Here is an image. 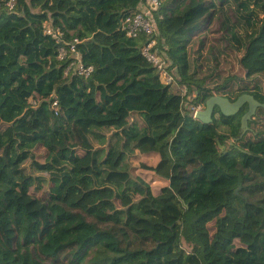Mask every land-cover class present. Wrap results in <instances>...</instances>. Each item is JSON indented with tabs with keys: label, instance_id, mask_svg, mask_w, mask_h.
Masks as SVG:
<instances>
[{
	"label": "trees",
	"instance_id": "obj_1",
	"mask_svg": "<svg viewBox=\"0 0 264 264\" xmlns=\"http://www.w3.org/2000/svg\"><path fill=\"white\" fill-rule=\"evenodd\" d=\"M8 1L0 264H264V108L245 135L235 118L218 113L227 135L193 110L214 94L264 105V0H161L153 51L169 59L172 85L143 55L150 37L122 27L144 0H15L11 12ZM233 4L244 35L221 16ZM47 22L60 42L44 33ZM209 34L222 66L206 79ZM68 44L94 68L89 77L74 59L59 61ZM136 152L159 157L144 166L168 181L159 195L132 173Z\"/></svg>",
	"mask_w": 264,
	"mask_h": 264
},
{
	"label": "built area",
	"instance_id": "obj_2",
	"mask_svg": "<svg viewBox=\"0 0 264 264\" xmlns=\"http://www.w3.org/2000/svg\"><path fill=\"white\" fill-rule=\"evenodd\" d=\"M161 0H144L141 3L140 10L133 16L128 17L124 20L122 27L126 31L127 36L131 38H137L139 35L144 34L150 37L147 46L143 50V55L146 59L157 69L161 74L162 80L165 84L172 85L175 83V77L169 73L168 68L170 66V61L166 54H159L158 51H153L157 45L156 36L158 35L157 23L153 17V13L159 8ZM7 9L11 12L15 7V0H10L6 2ZM44 33L60 42V33L56 31L50 23L44 24ZM78 41H75V44ZM75 44H68L66 47L59 48L58 59L59 61H65L69 58L74 59L75 63L71 65L75 67L77 73L84 77H89L94 68L91 66H85L81 62V56L76 50ZM70 70V68L68 69ZM54 106H57V101L54 102ZM203 106H197L193 108L194 116ZM237 121L240 117L237 116Z\"/></svg>",
	"mask_w": 264,
	"mask_h": 264
},
{
	"label": "rangeland",
	"instance_id": "obj_3",
	"mask_svg": "<svg viewBox=\"0 0 264 264\" xmlns=\"http://www.w3.org/2000/svg\"><path fill=\"white\" fill-rule=\"evenodd\" d=\"M236 8H237L236 4L235 5L233 4V7L231 6V8H227V9L222 8L223 10H222L221 16L229 26L234 28L233 30H235V33L238 32L239 34L242 33V35H244L243 32H244L245 27L243 26L244 25L242 23L243 21L239 18V14H238ZM246 17L247 16L244 15L245 19H246ZM221 20L222 19L217 16L215 21H213V25H212V31L213 32L218 31L220 29L219 23L221 22ZM215 41H216L215 37L211 36L210 34L206 38V46H205V50L203 52L204 53L203 58H204L205 67H204L203 72L200 74L201 78L211 79L209 77H211V73H212V71L215 70V67H216V69L218 67V70H219V68L221 70L222 58L220 56V52L216 46ZM242 55H243V53L238 52L236 58L239 59ZM231 61L234 62L235 59H231ZM208 81L210 82L211 80H208ZM185 106H187V107L190 106L189 101L185 102ZM247 109H248V107H245L244 111H247ZM242 113H243V111H242ZM214 116L217 117V119L219 118V114L217 113V110H215ZM218 130H219V132H221L223 134L229 135V133H230V130L228 128H226V130L223 128H220ZM237 146H240V144H238ZM40 155H42V154H40ZM153 156L155 157V155H148L147 156V155L140 154L139 152H136V154H134L133 156H130L128 158L127 163H129L130 166L132 167V173L135 176L143 178L147 183H149L151 185V188H152V191L154 192V194L159 195L161 193L160 190L162 188H164L165 186H168L169 183H166V180L160 178L154 172L144 168V166L155 167L158 164L157 159L155 160L153 158ZM230 156L235 157L238 160L241 159V156H239L237 153L231 154ZM156 157H158V156H156ZM38 160L40 162H43V158L41 156L39 157ZM47 187H48V184L45 185V190L47 189ZM209 228H210V232L213 233L214 223H211V225H209ZM184 248L187 252H191V248H189L188 246H184Z\"/></svg>",
	"mask_w": 264,
	"mask_h": 264
},
{
	"label": "water",
	"instance_id": "obj_4",
	"mask_svg": "<svg viewBox=\"0 0 264 264\" xmlns=\"http://www.w3.org/2000/svg\"><path fill=\"white\" fill-rule=\"evenodd\" d=\"M246 105L248 106V109L240 119L242 135H245L249 131V123L256 115L258 109L264 108V105L250 94L241 95L234 102L228 97L214 95L206 101L204 109L196 113L195 118L203 124H212L214 122L213 116L215 110H217V113H220L227 118H233L236 117Z\"/></svg>",
	"mask_w": 264,
	"mask_h": 264
},
{
	"label": "crops",
	"instance_id": "obj_5",
	"mask_svg": "<svg viewBox=\"0 0 264 264\" xmlns=\"http://www.w3.org/2000/svg\"><path fill=\"white\" fill-rule=\"evenodd\" d=\"M213 118H214V122L216 123L218 129L223 128V129L226 130V128H228V129L230 130V126L224 125V124L221 122L220 118L217 119V117H215V116H213ZM153 158H154L155 160L157 159V163L159 162V161H158L159 158L156 157V155H155V157L153 156ZM166 183H168V181H166Z\"/></svg>",
	"mask_w": 264,
	"mask_h": 264
},
{
	"label": "flooded vegetation",
	"instance_id": "obj_6",
	"mask_svg": "<svg viewBox=\"0 0 264 264\" xmlns=\"http://www.w3.org/2000/svg\"><path fill=\"white\" fill-rule=\"evenodd\" d=\"M245 107H248L247 105L245 106ZM244 107V108H245ZM244 108L240 111V113L237 115L238 117H240V119H241V116L246 112V111H244ZM242 111H243V113H242ZM237 116L236 117H233V118H237ZM240 121V120H239Z\"/></svg>",
	"mask_w": 264,
	"mask_h": 264
}]
</instances>
